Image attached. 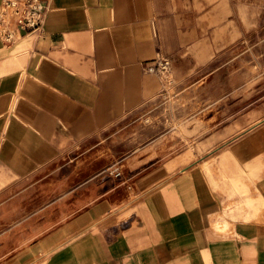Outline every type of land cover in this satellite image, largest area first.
<instances>
[{
    "label": "crops",
    "instance_id": "obj_1",
    "mask_svg": "<svg viewBox=\"0 0 264 264\" xmlns=\"http://www.w3.org/2000/svg\"><path fill=\"white\" fill-rule=\"evenodd\" d=\"M40 1L0 40V264H264V0Z\"/></svg>",
    "mask_w": 264,
    "mask_h": 264
},
{
    "label": "built area",
    "instance_id": "obj_2",
    "mask_svg": "<svg viewBox=\"0 0 264 264\" xmlns=\"http://www.w3.org/2000/svg\"><path fill=\"white\" fill-rule=\"evenodd\" d=\"M46 8L40 0H0V40L10 46L26 35L39 34L45 20ZM166 57L156 59L147 71L166 75L170 71Z\"/></svg>",
    "mask_w": 264,
    "mask_h": 264
},
{
    "label": "rangeland",
    "instance_id": "obj_3",
    "mask_svg": "<svg viewBox=\"0 0 264 264\" xmlns=\"http://www.w3.org/2000/svg\"><path fill=\"white\" fill-rule=\"evenodd\" d=\"M262 64L264 65V59H262ZM179 108V105L177 106ZM183 108V106H181ZM162 112V106H158L155 110ZM123 155L122 154H117V153H104V150L101 147H96L93 149H90L87 152H84L81 154V156L78 159H75L76 157L73 158L72 161H81L83 163H89V162H99L98 164L91 165L88 167L91 168V171H103L105 172L109 168V163L110 162H118L121 163ZM83 166V165H82ZM60 172H64V170H60ZM1 208V207H0ZM2 223V217L0 216V224Z\"/></svg>",
    "mask_w": 264,
    "mask_h": 264
}]
</instances>
